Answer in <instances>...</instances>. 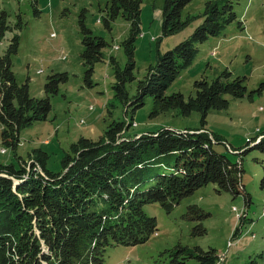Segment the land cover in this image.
I'll return each mask as SVG.
<instances>
[{
    "label": "trees",
    "instance_id": "obj_1",
    "mask_svg": "<svg viewBox=\"0 0 264 264\" xmlns=\"http://www.w3.org/2000/svg\"><path fill=\"white\" fill-rule=\"evenodd\" d=\"M192 1L165 0L163 35L189 25L193 16L183 19V10ZM239 1H207L204 19L193 34L159 54L145 78L138 81L136 93L130 96L126 84L136 79L135 41L140 33L142 0H109L103 16L106 27L111 28L119 16L131 24L130 36L123 43L128 57L125 67L121 68L114 56L110 58L116 77L113 88L124 105L127 120H113L98 139L81 137L72 143L59 171L48 167L50 154L41 148L33 151L30 162L21 160L18 166L0 163V264H105L110 246L145 243L157 233V218L145 211L146 204L160 203L171 212L184 198L210 183L217 185L218 191H229L234 196L244 193L242 160L233 162L218 152L214 145L225 139L210 132L206 124L211 110L229 107L228 96L243 98L247 94V76L232 78L225 70L212 81L205 77L195 80V94L189 97L182 92L166 93L195 61V44L219 35L237 20L235 4ZM7 15L6 11L0 13V37L12 28ZM79 25L85 80L93 86L95 65L103 60L108 42L86 25L85 10L80 13ZM17 26L21 28L22 22ZM19 45L15 33L6 52L0 55L2 138L13 149L20 142L23 128L47 120L52 110L51 95L58 94L60 84L68 80L67 72L53 73L45 83V96H32L29 83H18L13 70L12 57ZM263 90L264 83L259 92ZM148 96L153 98L151 117L173 109L184 116L197 111L202 126L127 134L135 122L129 113L143 107ZM251 148L264 152V133L253 140ZM249 149L244 148L242 153ZM250 203L247 196L246 205ZM245 215L244 211L238 216L240 225L234 235L242 231ZM185 216L201 220L207 213L193 204ZM205 233L203 223H197L194 234ZM161 255L163 264L220 263L217 249L199 245L178 243Z\"/></svg>",
    "mask_w": 264,
    "mask_h": 264
},
{
    "label": "rangeland",
    "instance_id": "obj_2",
    "mask_svg": "<svg viewBox=\"0 0 264 264\" xmlns=\"http://www.w3.org/2000/svg\"><path fill=\"white\" fill-rule=\"evenodd\" d=\"M207 1L190 2L183 10V19L193 16L189 25L165 36L162 33L165 0H142L140 33L135 41L136 79L126 84L130 96L136 93L138 81L145 78L159 54L173 49L193 34L204 19ZM108 2L0 0V13L7 12V21L12 27L0 37V55L6 52L13 34L17 33L20 45L12 61L18 83L28 82L32 96L44 97L49 75L68 74V80L60 84L59 93L51 95L52 110L47 120L23 128L16 149L3 142L0 122V163L18 166L21 160L30 162L33 151L41 148L50 154L48 167L59 171L72 143L81 137L98 139L113 120H127L124 105L113 88L116 77L110 58L114 56L119 66L125 67L128 57L123 43L130 36L131 24L119 16L111 23V28L106 27L103 16ZM82 10H85L86 25L108 42L103 60L95 65L93 86L85 80L86 66L81 57L84 47L79 17ZM235 11L236 21L219 35L195 44L198 49L195 61L172 82L166 93L182 92L189 97L195 94V80L205 77L212 81L225 70L231 72L232 78L247 76V94L243 98L228 96L229 107L211 110L206 124L210 132L225 139L224 143L215 144V149L233 162L242 160L244 193L234 196L229 191H218L217 185L210 183L184 198L171 212L160 203L146 204L145 211L157 218V233L145 243L110 246L105 264H163L161 253L178 243L217 249L219 264H264V152L251 148L253 140L264 133V90L259 92L264 83V0H241L235 4ZM20 21L21 28L17 26ZM145 102L135 113H129L135 124L127 134L202 126L201 114L197 111L184 116L173 109L151 117L153 98L148 96ZM246 147L250 149L242 153ZM3 149L6 152H2ZM247 196L251 198L248 206ZM193 204L207 216L201 220L187 218L185 214ZM244 211L246 220L242 231L234 235L240 225L238 215ZM199 222L206 228L203 235L194 234Z\"/></svg>",
    "mask_w": 264,
    "mask_h": 264
},
{
    "label": "built area",
    "instance_id": "obj_3",
    "mask_svg": "<svg viewBox=\"0 0 264 264\" xmlns=\"http://www.w3.org/2000/svg\"><path fill=\"white\" fill-rule=\"evenodd\" d=\"M134 124H135V122H134ZM134 124H133V125H134ZM2 151H3V152H6V150H5V149H3ZM238 216H241V215H238ZM223 256H224V255H223Z\"/></svg>",
    "mask_w": 264,
    "mask_h": 264
},
{
    "label": "bare ground",
    "instance_id": "obj_4",
    "mask_svg": "<svg viewBox=\"0 0 264 264\" xmlns=\"http://www.w3.org/2000/svg\"><path fill=\"white\" fill-rule=\"evenodd\" d=\"M234 209H235V207H234ZM221 259H223V258L221 257Z\"/></svg>",
    "mask_w": 264,
    "mask_h": 264
}]
</instances>
